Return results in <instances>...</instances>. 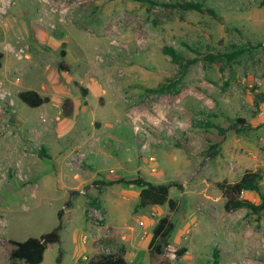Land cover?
Wrapping results in <instances>:
<instances>
[{"label": "rangeland", "instance_id": "obj_1", "mask_svg": "<svg viewBox=\"0 0 264 264\" xmlns=\"http://www.w3.org/2000/svg\"><path fill=\"white\" fill-rule=\"evenodd\" d=\"M200 1L217 16L135 0L4 2L0 48L28 51L18 59L28 65L18 87L38 88L46 76L67 82L70 96L83 101L78 116L68 117L74 120L67 129L55 131L50 157L28 172V180L18 179L13 166L4 177L0 174V181L23 185L0 193V264L10 263L11 239L39 237L59 224V211H65L69 198L60 186V169L79 173L82 188L76 191L85 201L81 216L74 217L75 227L66 223L63 212L61 241L49 245L39 264H91L107 246L112 251L124 246L133 264H170L173 251L178 264H264V217L247 208L228 210L220 186L260 168L264 192V0ZM233 45L246 52L231 61L204 59L210 51L224 53ZM165 46L175 47L184 59L199 57L176 94L151 90L180 76V66L164 53ZM62 48L70 66L67 74L58 68ZM36 59L42 63L34 67ZM17 104L30 121L22 128L25 133L47 113L20 99ZM238 117H245L252 129L222 134L220 129H229ZM97 146L112 159L95 160ZM75 147L83 155L71 170L64 160ZM138 175L154 183H176L170 196L178 200L177 208L172 211L168 203L139 207L140 189L133 184L94 183ZM89 197L101 204L92 206L98 224L90 220ZM242 197L260 201L253 190ZM164 215L175 228L164 252L156 254L149 243Z\"/></svg>", "mask_w": 264, "mask_h": 264}, {"label": "trees", "instance_id": "obj_2", "mask_svg": "<svg viewBox=\"0 0 264 264\" xmlns=\"http://www.w3.org/2000/svg\"><path fill=\"white\" fill-rule=\"evenodd\" d=\"M142 2H149L152 5H160L172 9H182L184 11L195 10L200 13H209L212 16H217L215 9L207 7L204 2L200 0H135ZM234 49L230 51L220 53L210 51L203 55L198 53V56L203 55L204 59L210 63L219 62L224 58L229 61L237 58L239 55L246 52V49L241 46L233 45ZM164 53L172 57V59L179 64L180 76L175 79H169L168 82L163 83L157 88L151 89L153 92L159 94L178 93L181 84L185 76L189 73L190 67L199 60V57L184 59L179 51L173 46H165L163 48ZM61 60L58 62V68L61 70H69L70 66L65 60L66 50L64 48L60 51ZM86 93L87 89L83 88ZM18 97L31 107H38L50 100L49 96H42L38 91L34 89L21 90L18 92ZM75 104L72 98L67 97L63 101V111L65 115H71L74 111ZM208 126H215L210 120H207ZM235 130L239 133H247L252 129V125L245 117H238L230 126L229 129H220L222 134H225L227 130ZM41 156H48L44 149L40 150ZM263 179L262 169L246 170L238 180L234 182L222 181L220 186L226 197V208L228 210L247 208L251 213L258 215V217H264V192L261 190V180ZM125 183L133 184L139 187V207H146L150 205H163L168 203L172 211L178 206V200L170 196L171 189L176 186V183L163 182L154 183L145 177L138 175L134 178L122 177L114 181H106L104 179L95 180V184L107 185L112 183ZM253 190L260 194V201L255 202L248 198L242 197L244 191ZM70 200L66 202V205H70ZM88 207L101 206L97 197L88 198ZM63 209L59 211V224L51 231L42 234L39 237H29L26 240L11 239L13 248L10 252L9 264H39L45 258V253L51 244L59 243L61 241V230L64 228L65 223L63 221ZM175 223L171 220L169 215L160 217L155 224L149 248L153 253L162 254L164 248L169 244V239L174 231ZM185 249L179 250V254H183ZM218 254L216 253V257ZM218 262V261H216ZM91 264H133L126 257V248L124 246L119 247L115 251L108 253H101L91 261ZM203 264V263H202Z\"/></svg>", "mask_w": 264, "mask_h": 264}, {"label": "crops", "instance_id": "obj_3", "mask_svg": "<svg viewBox=\"0 0 264 264\" xmlns=\"http://www.w3.org/2000/svg\"><path fill=\"white\" fill-rule=\"evenodd\" d=\"M4 2H7V0H0V10L4 7ZM1 35V32H0ZM19 37H24V35H21ZM6 47V48H5ZM11 47L13 45H5L3 48H0V80L4 82V84L12 91V99L14 104V111H11V114H2L0 113V122H6L10 123L11 125L15 126L16 128H19L18 132L15 135L4 137L0 136V174H3V177L5 176V170L9 166L17 167L18 165L24 166L29 174L31 175L32 169L35 165H40L42 162H44L45 159L49 158L51 155V149L54 148V134L56 130H59V128L66 130V126L72 123L74 119H68L70 116H78L79 113L78 109L80 107L81 98H73L70 96L69 92V85L67 82L65 83L59 82V79H56L54 81H51L46 76H43L41 84H38V88H20L18 87L19 84L22 83V71H26L28 68V65L26 62L18 61L17 63H13L11 61V57H14L13 52L11 51ZM10 54V55H9ZM68 58V56H67ZM37 61V63H36ZM35 66L37 67L41 62V60L36 59L35 60ZM39 63V64H38ZM48 70H51V68H48ZM59 70V69H58ZM20 73V75H17V73ZM60 72V71H59ZM66 74L67 72H70L69 70L64 71ZM19 76L20 81L17 82L15 78ZM60 77V76H59ZM66 77V76H63ZM68 87V88H67ZM27 89H34L38 91L42 96H49L50 100L48 102L43 103L42 105L34 108H45L46 112L44 116L46 115L48 118V122L45 124L41 123L40 118H36L37 127H32L30 130H27L26 133L23 132L22 128H24L25 125H27L30 121L28 119L27 114H22L18 112V104L17 100L20 99L18 97V92L21 90H27ZM70 93V94H69ZM70 97L73 99L75 104V110L71 115H65L64 113H59V108L63 109V101L65 98ZM21 100V99H20ZM25 103V102H24ZM26 104V103H25ZM86 113H82L81 116L84 117ZM55 117H59V121L55 120ZM249 122V121H248ZM27 123V124H26ZM66 128V129H65ZM65 131H62L64 133ZM81 137H78L77 141L80 140ZM78 144V142H77ZM76 145V144H75ZM40 146L41 149L45 150V153L48 156H41L40 151L36 152L35 147ZM77 146V145H76ZM27 148V154L23 159H19V154L24 152V148ZM67 147L59 148L58 153L59 155H64L66 152ZM75 149L71 152V154L66 157L64 160V164L67 167H70L71 170L74 169V164L76 161H74L73 157L75 154ZM40 149V150H41ZM98 153L96 154V158L101 160H106L107 162L110 161L109 159H112L110 154H105V151L102 150V147L97 146ZM97 152V151H96ZM73 159V164L69 165L68 161ZM92 164V163H91ZM94 167V164L91 165ZM123 166H120V168ZM99 173V172H98ZM97 173V174H98ZM109 177L110 174H105ZM106 177V179H109ZM59 178L61 180L60 186L64 189L65 193L69 194V198L66 200H70V205L64 204V217L66 223L68 225H73L74 227L76 224L73 223L74 217L81 216L82 214V202L85 201V197L83 195H80L76 190H80L82 185L80 183H77L79 178V173H75L73 176L65 171V170H59ZM94 178V177H93ZM0 181V193L3 189L8 188L11 192H15L20 186H23L19 183H17L14 180H8V179H1ZM16 182V183H15ZM66 194V195H67ZM2 234V232H0Z\"/></svg>", "mask_w": 264, "mask_h": 264}, {"label": "built area", "instance_id": "obj_4", "mask_svg": "<svg viewBox=\"0 0 264 264\" xmlns=\"http://www.w3.org/2000/svg\"><path fill=\"white\" fill-rule=\"evenodd\" d=\"M10 49L17 59H20V60L24 59L28 55V51L26 47H11ZM15 80L19 82L20 81L19 76H17ZM12 94H13L12 91L4 84L3 81L0 80V113L11 114L10 112L14 111ZM263 113L264 111L260 110V114H263ZM46 122H47V117L43 116L41 119V123L45 124ZM17 132H18V128L11 125L10 123L0 122V136L8 137V136L15 135ZM27 151L28 150L25 147L24 152L20 153L18 158L20 160L23 159L26 156ZM79 155L82 156L83 153L79 150L75 151V154L73 157L74 161L77 160V156ZM73 159L68 161L69 165L73 164ZM14 174L18 179L22 181L28 180L29 178L28 170L22 165H18L17 167H15ZM96 212H97V209L95 207H92L89 211V215L91 217L90 220L93 223L98 224L100 222V217L98 219ZM102 250L103 251H101V253H108L112 251L110 246H107L106 248H103ZM177 260L178 259L176 256V251L171 252V258H170L171 263L170 264H178Z\"/></svg>", "mask_w": 264, "mask_h": 264}]
</instances>
